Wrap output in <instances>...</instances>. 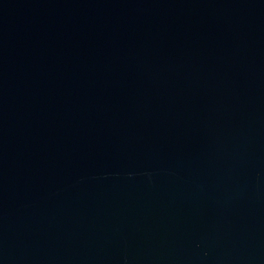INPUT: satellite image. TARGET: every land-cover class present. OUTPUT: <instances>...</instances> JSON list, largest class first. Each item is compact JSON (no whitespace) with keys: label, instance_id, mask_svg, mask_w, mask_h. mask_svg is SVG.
<instances>
[{"label":"water","instance_id":"obj_1","mask_svg":"<svg viewBox=\"0 0 264 264\" xmlns=\"http://www.w3.org/2000/svg\"><path fill=\"white\" fill-rule=\"evenodd\" d=\"M0 264H264V0H0Z\"/></svg>","mask_w":264,"mask_h":264}]
</instances>
